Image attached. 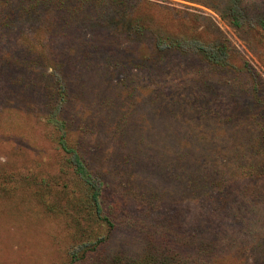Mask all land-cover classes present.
I'll return each instance as SVG.
<instances>
[{
  "label": "rangeland",
  "instance_id": "rangeland-1",
  "mask_svg": "<svg viewBox=\"0 0 264 264\" xmlns=\"http://www.w3.org/2000/svg\"><path fill=\"white\" fill-rule=\"evenodd\" d=\"M21 1L0 0V264H264V0H141L129 30Z\"/></svg>",
  "mask_w": 264,
  "mask_h": 264
},
{
  "label": "trees",
  "instance_id": "trees-1",
  "mask_svg": "<svg viewBox=\"0 0 264 264\" xmlns=\"http://www.w3.org/2000/svg\"><path fill=\"white\" fill-rule=\"evenodd\" d=\"M10 2V0H8ZM47 0H22L20 3V14L22 17H32L36 13V15L39 12V10L44 11L46 9L47 3H45L43 6H40V3L46 2ZM6 0H4V3ZM8 2V3H9ZM50 2L53 4L54 8H57L62 6L63 8H66L68 11H70L69 16H76L75 14L80 11L86 13L92 14L94 19H97V21L105 22V24H115V22L123 21L119 20L120 18H123L125 22L123 25H128L126 29H130V25L128 24L130 22V14L133 10V7L136 6V4L140 3L141 0H50ZM22 12V13H21ZM119 18V19H115ZM235 20V19H234ZM6 21V20H5ZM108 23H107V22ZM236 21V20H235ZM236 23V22H235ZM236 25V24H235ZM204 51V50H203ZM207 59L213 62H217V59H220L219 55L213 54L212 52H209L207 54ZM60 145L63 149L66 150L64 147V141L62 139L59 140ZM68 149V148H67ZM69 160L73 164L75 172L79 175L81 180L84 182L86 187L89 190V202L90 206L93 208V213L96 217H100V206H99V183L97 180L91 175V173L83 167V164L81 163L79 157L77 154L72 151L71 155L69 156ZM97 244V243H96ZM92 247L91 249L93 248Z\"/></svg>",
  "mask_w": 264,
  "mask_h": 264
}]
</instances>
